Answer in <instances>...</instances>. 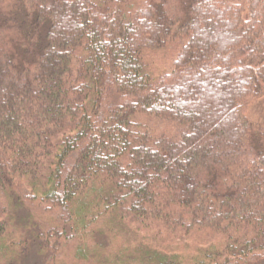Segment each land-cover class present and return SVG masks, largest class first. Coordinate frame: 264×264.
<instances>
[{
	"label": "trees",
	"instance_id": "1",
	"mask_svg": "<svg viewBox=\"0 0 264 264\" xmlns=\"http://www.w3.org/2000/svg\"><path fill=\"white\" fill-rule=\"evenodd\" d=\"M263 97L264 0H0V264H264Z\"/></svg>",
	"mask_w": 264,
	"mask_h": 264
},
{
	"label": "rangeland",
	"instance_id": "2",
	"mask_svg": "<svg viewBox=\"0 0 264 264\" xmlns=\"http://www.w3.org/2000/svg\"><path fill=\"white\" fill-rule=\"evenodd\" d=\"M230 1H239V0H230ZM262 101H264V97L262 99L259 100V102L256 104V106L254 107V114L258 117L261 116L262 110H263V105L264 103L260 104Z\"/></svg>",
	"mask_w": 264,
	"mask_h": 264
}]
</instances>
